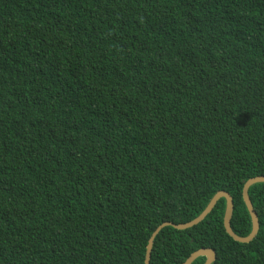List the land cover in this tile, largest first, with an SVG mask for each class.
I'll list each match as a JSON object with an SVG mask.
<instances>
[{
	"label": "trees",
	"instance_id": "16d2710c",
	"mask_svg": "<svg viewBox=\"0 0 264 264\" xmlns=\"http://www.w3.org/2000/svg\"><path fill=\"white\" fill-rule=\"evenodd\" d=\"M261 175L264 0H0V264H145L221 190L247 236ZM249 195L150 264H264Z\"/></svg>",
	"mask_w": 264,
	"mask_h": 264
},
{
	"label": "water",
	"instance_id": "95a60500",
	"mask_svg": "<svg viewBox=\"0 0 264 264\" xmlns=\"http://www.w3.org/2000/svg\"><path fill=\"white\" fill-rule=\"evenodd\" d=\"M259 182H264V175L261 176H256L253 178H250L244 185L243 188V197H244V201L246 203V206L250 212L251 218H252V223H253V227H252V231L249 235L247 236H239L238 234H236L232 227H231V219L233 216V212H234V200L233 197L231 196V194L227 191L221 190L219 192H217L214 197L211 199V201L209 202V204L207 205V207L203 210V212L197 216L195 219L186 222V223H180V224H175L173 222H164L162 224H160L153 232V234L150 237L149 243L146 246L147 247V252H146V258H145V264H150V260H151V254H152V245L154 244V240L156 238V236L159 234V232L167 225H173L174 227L178 228V229H188L191 228L197 224H199L201 221H203L206 216L213 210V208L215 207V205L217 204V202L219 201V199H221L222 197L226 198L227 200V207H226V213H225V217H224V225L226 228V231L237 241L239 242H250L251 240H253L255 238V236L257 235L258 231H259V227H260V223H259V219H258V215L257 212L253 206V202L250 198L249 195V189L251 187V185L255 184V183H259ZM199 256H206L207 260L204 264H212L216 258H217V253L216 251H214L211 248H201L198 251L194 252L184 263L182 264H192V262Z\"/></svg>",
	"mask_w": 264,
	"mask_h": 264
}]
</instances>
